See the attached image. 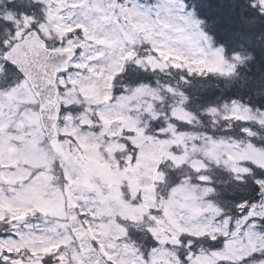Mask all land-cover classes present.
Returning a JSON list of instances; mask_svg holds the SVG:
<instances>
[{
    "label": "rangeland",
    "instance_id": "rangeland-1",
    "mask_svg": "<svg viewBox=\"0 0 264 264\" xmlns=\"http://www.w3.org/2000/svg\"><path fill=\"white\" fill-rule=\"evenodd\" d=\"M33 1L46 8L47 19L38 26L45 37L57 48L75 51L68 69L57 75V84L63 87L61 104L73 105L76 112L82 105V111L62 113L59 118L63 163L56 172L27 82L0 93V220L9 216L15 221L0 229V244L13 253V261L20 260L18 253L25 251L29 257L47 258L50 264L77 262L79 251L68 233L63 208V181L72 205L86 215L87 234L99 249L93 238L98 237L120 264H139L140 252L113 219L140 222L147 216L152 220L149 228L163 243L157 244L149 231L154 244L148 250L156 249L144 256L149 264H189L185 256H191L195 264L234 262L260 246L264 241L255 232L244 235L240 230L242 208L237 206L231 215L214 207L213 192L200 176L208 177L206 159L240 176L248 172L245 163L264 169V149L251 143L259 131L249 125L264 129V108L255 110L233 101L227 115L247 124L242 128L245 140L205 138L198 143L197 138L177 133L168 125L159 134L145 133L139 122L144 110L150 111V102L144 96L151 97L153 92L136 87L119 96L112 92L113 75L136 56L134 44L139 41L155 53L146 55V62L182 63L198 74L231 72L233 65L207 39L188 4L182 0ZM252 5L264 12V0H253ZM30 23L21 19L12 33L28 29ZM177 111L171 109L177 117L190 120L188 113ZM67 138L78 144L83 165L69 155ZM168 158L175 166L184 162L190 166L184 168L185 177L163 191L158 187L164 180L159 164ZM112 183L118 185L116 192L109 190ZM256 185L260 197L245 203L255 204L252 210L259 215L264 213V180L257 179ZM152 209L159 211L151 213ZM196 233L204 240L212 235L220 239L205 249H194L198 244H191L189 250L186 241L197 238ZM224 233L229 234L228 245L214 254L213 249L224 244ZM181 236H187L184 243L179 242Z\"/></svg>",
    "mask_w": 264,
    "mask_h": 264
},
{
    "label": "trees",
    "instance_id": "trees-1",
    "mask_svg": "<svg viewBox=\"0 0 264 264\" xmlns=\"http://www.w3.org/2000/svg\"><path fill=\"white\" fill-rule=\"evenodd\" d=\"M185 1L191 6L207 39L230 58L235 66L233 73L201 76L189 73L180 64L159 60L146 62L144 47L148 44L141 43L142 60L130 64L115 76L114 91L121 95L126 89L136 87L154 93L156 117L148 120L152 124L148 128L150 130L158 131L168 125L177 133L199 140H245L242 128L247 124L227 114L233 101L255 110L264 108V13L252 5L253 0ZM45 11L44 5L35 4L32 0H0V17H3L0 19V40L4 37L9 39L11 30L24 17L32 19L31 25L47 19ZM48 44L51 45L50 40ZM172 108L175 112L185 111L190 120L177 117L171 113ZM249 125L254 132L259 131V134L255 132L251 143L264 149V129ZM207 163L206 175L213 190L210 200L220 211L234 215L238 204L256 201L260 197L261 190L256 180H264V169L251 165L247 173L235 176L221 164ZM163 167L167 187L186 176L183 168L172 163ZM144 233L139 231L134 238L136 243L144 241ZM193 241L204 246L213 244L202 238H193Z\"/></svg>",
    "mask_w": 264,
    "mask_h": 264
},
{
    "label": "water",
    "instance_id": "water-1",
    "mask_svg": "<svg viewBox=\"0 0 264 264\" xmlns=\"http://www.w3.org/2000/svg\"><path fill=\"white\" fill-rule=\"evenodd\" d=\"M36 34V30H30L25 34L26 39L21 42L14 57L25 69L27 73L26 80L29 82L39 101V116L46 139L51 148L60 155L55 130V123L59 113V103L56 99L57 87L55 85V76L57 72L66 69L68 61L73 57V51L47 49L44 46V42L42 43L43 40ZM68 150L78 163H83V159L72 141H68ZM110 187L113 191L116 190L115 185H111ZM64 191L67 195L66 184L64 185ZM67 212L71 232L79 242L81 250V258L77 264H81L82 260H84V264H88V259L95 261L97 259L96 253H88V259H85L84 250L89 245H93L84 234L83 226L68 201ZM24 264H41V261L37 260Z\"/></svg>",
    "mask_w": 264,
    "mask_h": 264
},
{
    "label": "snow or ice",
    "instance_id": "snow-or-ice-1",
    "mask_svg": "<svg viewBox=\"0 0 264 264\" xmlns=\"http://www.w3.org/2000/svg\"><path fill=\"white\" fill-rule=\"evenodd\" d=\"M0 19H3V17H0ZM8 19L11 20L12 18L9 16ZM29 27L35 28L36 25L33 24ZM36 35L39 36V33H37ZM24 39H26L25 29H20L14 31L9 39L0 40V50H2V52H0V93L7 94L13 91L15 88L21 86L27 79V73L25 69L18 63L17 59L14 57L17 48L20 46L21 42ZM245 131L250 130L245 129ZM200 179L202 181H208L210 178L206 176H200ZM209 191L211 192L213 190L209 189ZM238 207H241L244 212V225L240 226L241 232H243L244 235H247L248 231L255 232L257 238L261 241H264V231H260V229L264 227V213L257 215L255 212H253L252 209L255 208V204L249 206L247 203L241 202ZM153 219H155V217H153ZM122 230L124 234L127 235V229L123 228ZM149 231L152 233V238L157 241V244L163 243V241L159 240V238L156 236L154 229L149 228ZM195 235L199 237L201 233H196ZM228 235V233L223 234L224 244L221 248L213 249L214 254L222 252L223 247H227ZM232 235H236V232L233 231ZM93 238L96 239L97 244L99 245V249L89 245V247L84 250L85 259H88V253L97 254V259L95 261H91L90 259H88V264H120L116 254L109 252L104 243L98 237L94 236ZM210 239L212 241H217L220 239V237L212 235ZM179 242H185L183 237ZM186 243L187 247L190 250L192 241L188 239ZM155 250V248L150 249L149 256H151V253ZM4 259L7 260L8 257H4ZM137 259L139 264H149V259L145 258L143 253H140ZM184 259L188 260L189 264H195L191 256H185ZM81 264H84V260L81 261ZM221 264H264V242H262L258 247H252L247 250L239 257L238 260L234 262L225 260L222 261Z\"/></svg>",
    "mask_w": 264,
    "mask_h": 264
},
{
    "label": "flooded vegetation",
    "instance_id": "flooded-vegetation-1",
    "mask_svg": "<svg viewBox=\"0 0 264 264\" xmlns=\"http://www.w3.org/2000/svg\"><path fill=\"white\" fill-rule=\"evenodd\" d=\"M5 255H6V256H8V254H7V253H6ZM2 256H3V255H2ZM1 258H2V257H1ZM1 258H0V259H1ZM0 264H14V263L0 262ZM44 264H49V263H44Z\"/></svg>",
    "mask_w": 264,
    "mask_h": 264
}]
</instances>
